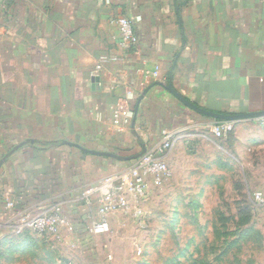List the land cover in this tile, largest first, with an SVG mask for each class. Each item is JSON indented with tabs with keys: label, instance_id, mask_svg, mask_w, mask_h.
I'll use <instances>...</instances> for the list:
<instances>
[{
	"label": "crops",
	"instance_id": "0c3cea01",
	"mask_svg": "<svg viewBox=\"0 0 264 264\" xmlns=\"http://www.w3.org/2000/svg\"><path fill=\"white\" fill-rule=\"evenodd\" d=\"M117 17L138 44L93 78L101 57L124 54ZM158 82L213 113L264 111V0L0 1V264L52 258L32 226L45 211L68 217L62 242L97 219L86 191L133 161L87 151L128 157L172 134L173 147L192 139L193 162L205 168L230 143L249 166L248 184L264 193V118L234 122L217 138L221 120Z\"/></svg>",
	"mask_w": 264,
	"mask_h": 264
},
{
	"label": "rangeland",
	"instance_id": "374dc122",
	"mask_svg": "<svg viewBox=\"0 0 264 264\" xmlns=\"http://www.w3.org/2000/svg\"><path fill=\"white\" fill-rule=\"evenodd\" d=\"M191 140L168 152L173 177L150 186L130 213L111 215L110 232L45 238L53 256L37 264H264V207L249 166L229 143L204 168L193 162Z\"/></svg>",
	"mask_w": 264,
	"mask_h": 264
},
{
	"label": "built area",
	"instance_id": "2783aa9c",
	"mask_svg": "<svg viewBox=\"0 0 264 264\" xmlns=\"http://www.w3.org/2000/svg\"><path fill=\"white\" fill-rule=\"evenodd\" d=\"M3 1V0H0ZM111 23L118 26L120 31L119 47L123 55L119 57L103 56L99 59L93 78L99 76L103 65L107 62L121 61L137 46L138 38L135 35L130 21L124 17L112 18ZM159 76V71L154 73ZM264 127V119H263ZM235 128L234 122L216 121L212 132L217 138H226ZM173 135L164 137L161 146L156 151H147L141 158L133 163L122 173L105 177L96 186L91 187L85 193L87 203L91 204L92 195L96 197L98 217L90 226L94 234H106L110 232V216L118 213H130L134 204L140 203L146 198L150 186L160 187L165 181L173 177V171L165 158L173 147ZM255 201L264 207V193L255 194ZM8 208H13L12 201L7 203ZM68 217L57 210L45 211L35 217L32 226L38 235L51 238L54 242H60L64 229L70 227ZM22 228L18 230V234Z\"/></svg>",
	"mask_w": 264,
	"mask_h": 264
},
{
	"label": "water",
	"instance_id": "95a60500",
	"mask_svg": "<svg viewBox=\"0 0 264 264\" xmlns=\"http://www.w3.org/2000/svg\"><path fill=\"white\" fill-rule=\"evenodd\" d=\"M94 80H96V79H94ZM156 85L164 87L169 93H171L177 100H179L183 105H185L189 109H191V110H193V111H195L201 115L211 117L212 119H215V120L239 122V121H244V120H257V119L264 118V111L256 112V113H246V114H240V115H223V114L213 113V112L207 111L205 109H202V108L194 105L191 101L185 99L182 95H180L175 90V88L173 87V85L171 83L165 85L163 83L158 82V83H156ZM148 91L149 90H146L144 95L147 94ZM142 99H143V96L138 101L136 113H135L134 119H133V126L134 127H135V123H136L137 116H138V110H139L140 102L142 101ZM87 152L91 153V154H95V155L111 157V158H114V159L119 160V161L128 162V161H135V160L141 158L147 152V149H146V147H143V149L140 153H137L135 155L128 156V157H124L121 155H117L114 153H108V152H103V153L92 152V151H87ZM0 168H1V165H0Z\"/></svg>",
	"mask_w": 264,
	"mask_h": 264
}]
</instances>
